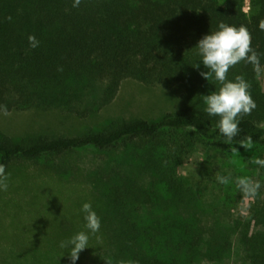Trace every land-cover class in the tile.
I'll return each instance as SVG.
<instances>
[{
	"label": "trees",
	"instance_id": "obj_1",
	"mask_svg": "<svg viewBox=\"0 0 264 264\" xmlns=\"http://www.w3.org/2000/svg\"><path fill=\"white\" fill-rule=\"evenodd\" d=\"M244 1L81 0L73 7V0H0V106L8 111L58 108L83 118L109 103L125 78L183 89L181 107L155 119L111 118L72 136L14 139L0 132V163L14 170L13 179L23 171L20 160L49 161L85 148L104 152L95 171L84 176L77 164L69 180L59 163L37 166L65 187L76 185L82 203L100 217V230L92 233L80 212L78 233L89 236V247L75 264L223 262L234 249V264H264V196H219L209 223L189 211L195 196L179 171L198 146L213 161H233L232 147L241 149L248 136L264 150V89L252 64L242 61L227 74L231 81L242 75L257 104L231 145L203 100L221 84L214 74L200 75L208 69L196 45L220 22L245 26L264 66V0H249L248 12ZM29 35L39 47L29 46ZM116 149L124 152L120 161ZM241 203L247 213L234 214ZM69 251L62 264H72Z\"/></svg>",
	"mask_w": 264,
	"mask_h": 264
},
{
	"label": "rangeland",
	"instance_id": "obj_2",
	"mask_svg": "<svg viewBox=\"0 0 264 264\" xmlns=\"http://www.w3.org/2000/svg\"><path fill=\"white\" fill-rule=\"evenodd\" d=\"M249 7L250 1L245 0L244 11L248 12ZM258 79L264 89V66L260 67ZM182 94L183 89L179 84L166 88L125 78L114 98L86 117L81 118L58 108L13 109L8 111L9 115H3L0 110V132L14 139L27 135L72 136L89 127H99L111 118L155 119L181 107ZM103 153L95 148H85L65 152L58 159L50 158L49 161L41 158L20 160L24 161L23 171L16 172L17 177L14 179V170H6L10 174L8 190L0 191V264H62L65 261V251H69L71 246L65 249L60 244L78 233L79 222L83 220L80 212L84 195L78 192L76 185L68 184L65 187V183L47 175L37 166L59 163L63 167L61 172L64 171V178L69 180L72 167L77 164L81 166L84 176L95 171L96 166L105 161ZM233 153V161L225 158L206 160L202 156V147L198 146L179 168L181 177L192 188V196H195L189 211L198 212L197 215L209 223L208 214H212L219 196H251L237 188V177L248 176L259 180L262 187L258 196H264V167L252 162L254 158L264 159V150L252 145L250 150L241 147ZM113 154H119L116 159L120 161L124 152L116 149ZM218 175L229 176L230 183L220 184L216 179ZM157 188L164 194L161 186L157 185ZM233 211L234 214L247 213L244 203L235 204ZM72 230L74 232L70 233ZM238 258L234 249L226 261H199L192 264H234Z\"/></svg>",
	"mask_w": 264,
	"mask_h": 264
},
{
	"label": "clouds",
	"instance_id": "obj_3",
	"mask_svg": "<svg viewBox=\"0 0 264 264\" xmlns=\"http://www.w3.org/2000/svg\"><path fill=\"white\" fill-rule=\"evenodd\" d=\"M81 0H73V7H79ZM11 20V17H8ZM261 30H264V20L259 23ZM29 46L31 48L39 47V40L35 35L28 36ZM199 54L202 57L203 65L208 69L201 72L200 75L207 80L213 77L221 84L218 92L204 95L203 100L206 105L205 111L209 116L220 117L218 129L220 134L226 138V143L231 142L240 134V122L244 116L251 115L257 107L255 100L249 91L251 85L242 75L235 77L234 81L228 80L229 70L240 62L250 63L254 66L257 73L260 72V55L252 47L251 33L245 26H231L220 22L218 30L203 36L196 45ZM195 67H199L197 64ZM62 71V68L58 69ZM2 107V114L9 115L6 106ZM261 127H264L262 125ZM245 150H250L253 145L252 137L248 136L246 140L239 143ZM232 150L238 151L236 147ZM252 162L260 167H264V159L254 158ZM10 174L6 173L5 165L0 163V191L8 190V180ZM220 184L228 185L229 176H217ZM237 188L246 195L256 196L262 187L259 180H253L248 176L236 178ZM82 211L86 214V227L96 233L100 230V217L92 209L90 203H84ZM69 259L72 264L79 259L81 251L89 247V236L85 232H79L69 240L62 241L61 248L69 249Z\"/></svg>",
	"mask_w": 264,
	"mask_h": 264
}]
</instances>
